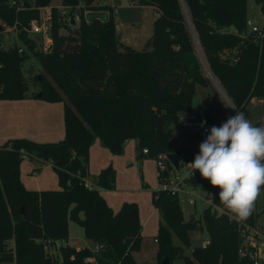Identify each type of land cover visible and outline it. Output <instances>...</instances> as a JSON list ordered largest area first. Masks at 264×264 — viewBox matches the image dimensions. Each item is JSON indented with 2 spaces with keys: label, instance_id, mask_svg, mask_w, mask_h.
I'll use <instances>...</instances> for the list:
<instances>
[{
  "label": "trees",
  "instance_id": "1",
  "mask_svg": "<svg viewBox=\"0 0 264 264\" xmlns=\"http://www.w3.org/2000/svg\"><path fill=\"white\" fill-rule=\"evenodd\" d=\"M49 1L0 0V99L31 96L63 102L65 136L49 143L13 138L0 145V264H92L89 258L96 264H143L134 256L142 242L138 205L123 202L113 212L97 189H114L115 170L110 165L102 168L93 187L84 186L90 145L99 139L109 152L119 155L124 142L134 140L139 163L177 151L169 144L173 125L190 112L197 86L213 88L201 60L239 111L252 99H263L264 24L256 33L249 30L247 0H128L152 6L157 13L146 48L137 50L119 41L114 10L104 0H62L61 6L76 10L80 20L70 31L74 24L61 21L51 7V46L44 52L20 27L37 19V10ZM254 1L264 17V0ZM98 11L106 18L85 20L84 12ZM14 21L21 53L15 42L2 47V23L10 26ZM28 51L45 72L33 77L37 90L29 93L19 67ZM22 157L50 163L59 189H24L18 172ZM167 166L172 168L169 162ZM185 184L199 187L209 203L199 219L186 221L178 195L151 193L161 220L152 264H161L166 257L170 264L176 257L184 264H244L237 253L243 241L239 225H259L264 208L257 213L256 201L251 215L237 221L228 210L217 213L215 207H224L220 188L198 170ZM68 221L78 224L84 238L102 248L93 251L66 244L57 256H49L47 244L68 241ZM197 226L206 231L209 243L204 248L194 246L191 256L183 255L171 235L189 246L188 232Z\"/></svg>",
  "mask_w": 264,
  "mask_h": 264
},
{
  "label": "rangeland",
  "instance_id": "2",
  "mask_svg": "<svg viewBox=\"0 0 264 264\" xmlns=\"http://www.w3.org/2000/svg\"><path fill=\"white\" fill-rule=\"evenodd\" d=\"M62 0H50L47 9H39L37 10L38 19L43 16H50L51 19V7L56 8V12L61 21H64L66 24L70 25L71 18L77 15L76 10H68L65 7L61 6ZM109 5H112L115 11V29L117 30L118 38L120 42H125L129 47L136 48L137 50H141L146 48L147 41L152 33V23L153 20L157 17V13L152 6H140L136 3H130L128 0H104ZM246 9H247V20L250 21L254 26L263 27L264 17L261 13V9H259V5L254 0L246 1ZM32 20V19H31ZM77 25V22L74 23L73 26H70V31L74 29ZM3 30L2 34V47L3 49L10 47V45L15 42L18 47L23 50V47L20 45L17 37V32L10 29V26H5L2 23ZM27 29V27H25ZM66 33L65 30H63ZM35 47H39L36 38H31ZM39 41V40H38ZM39 49V48H38ZM26 57L20 63V71L22 73L23 79L26 84H28L27 93L29 91H36L37 84L34 83V76H44L45 72L42 67H39L35 57L31 54V52H26ZM201 58V56H200ZM202 59V58H201ZM203 63V72L210 77L209 71L207 68V64L204 60H201ZM212 80L213 91L210 87H202L197 86L196 93L201 97L202 102L205 100L207 104L205 110L208 112L207 114L212 115V117L216 120L217 123L221 122L223 119L230 117V113L228 111L227 103L223 99L228 101V97H225V94L221 92L218 84L215 80ZM213 92L215 95L219 96L220 99H214ZM246 114V118L251 123L257 122L264 126V102L257 101L254 104H250L246 107L245 110L242 111ZM203 129V125L201 123H197L196 125H188L181 126L178 123L173 125L172 134L169 140V144L176 148L177 150H183V164L181 165L180 172L185 174L189 169L186 167V162L191 159L190 156V148H199L201 143L196 133H201ZM124 158H128L130 155L129 147L125 148V152H123ZM135 158L133 159L134 162ZM132 163L126 162L124 164V169L126 172H120L121 180L123 182L124 190H118L119 194H125L127 199H131V201H135L138 205L139 215L143 218L148 216L153 209V204L151 203V192L154 190H158L159 179L157 168L155 164V159H142L141 163V173L133 169ZM139 163V162H138ZM140 164V163H139ZM133 167V168H132ZM141 188V190H140ZM187 190L189 187H185ZM114 190V189H112ZM203 195V194H202ZM181 213L183 220L188 221L191 219H199L200 215L204 208L207 207L208 203L205 202L201 198H195V205H188L185 202L186 196L181 193L178 195ZM264 208V191L261 192L260 197L256 202V212L260 213V211ZM150 216L146 220L144 226V232L142 234V242L140 249L137 253L134 254L135 260L137 263L139 262H148L155 263L156 262V249L157 242H154V237L157 231V221L156 215ZM143 220V219H142ZM264 223V218L260 217L258 223ZM72 225L79 231L80 239H72L74 243L80 244L81 246H86L90 242V240L85 239L82 233V228L76 224L71 222ZM263 231V230H262ZM264 233V232H263ZM188 237H190V245L184 246L181 244V241L176 235L173 233L171 235L172 243L174 245H178L182 247V254L186 256H191V249L194 246H200L201 241L203 239H207V233L203 228H199L197 226L195 229H191L188 232ZM83 239V241L81 240ZM93 248V247H91ZM96 264V263H93ZM173 264H184V261L180 257H176L173 261Z\"/></svg>",
  "mask_w": 264,
  "mask_h": 264
},
{
  "label": "crops",
  "instance_id": "3",
  "mask_svg": "<svg viewBox=\"0 0 264 264\" xmlns=\"http://www.w3.org/2000/svg\"><path fill=\"white\" fill-rule=\"evenodd\" d=\"M106 3V2H105ZM109 5V3H106ZM112 7V5H110ZM113 8V7H112ZM114 10V9H113ZM115 13V11H114ZM116 14V13H115ZM124 46H128L125 42H121ZM129 47V46H128ZM134 48V47H133ZM136 49V48H135ZM213 91V89H211ZM196 98L199 100V115H201L203 122L201 123L203 126L205 124L219 126L222 122H225L228 118L223 119L221 122L217 123L216 120L212 117V115L207 114L205 107L207 102L203 100L196 93ZM214 99H220L219 96L215 95L213 92ZM226 97V96H225ZM227 103V108L230 116L236 114V112L231 108L234 107L231 101L228 98V101L223 99ZM261 101L264 102L263 99H252L250 104H254V102ZM249 104V105H250ZM64 104L63 102H46L40 100L37 97H25L22 99H12V100H2L0 99V145L4 142L11 140L13 138H24L27 140H32L38 143H49V142H58L64 139V118H63ZM188 116L194 117L195 114L191 113V111L187 115L180 116V120L178 122L181 126L188 125H196V123H188L183 124L181 121ZM246 117V114H245ZM248 119V118H246ZM254 126H261L258 122L252 123ZM198 132L196 136H198ZM136 141L127 140L123 145V152H125V148L129 147L130 155L128 158H124V153L119 155H114L107 148H105L99 141V139H95L93 143L90 145L88 149V165L87 170L89 172L88 180L91 184H94L95 177L102 171V168L110 165L115 170V182H114V190L99 188L98 192L101 197L104 198L106 203L110 206L113 212H117L123 202H133L131 199H127L125 194H119L118 190H126L123 187V182L121 180L120 172H126L124 169V164L126 162L132 161V163H128L129 165H133V169L138 170L141 173V163H138L136 160V152L135 151ZM174 150H177L173 146L170 145ZM179 151V150H177ZM183 151V150H181ZM181 157L183 158L182 154ZM135 158L134 162L133 159ZM19 172V180L24 189L27 190H50V189H59L58 179L56 172L53 171L51 164L40 162L36 158H27L22 157L21 161L18 165ZM141 190V188H140ZM154 192V191H153ZM152 193V192H151ZM199 194H202L199 191ZM151 199V196H150ZM202 199V198H201ZM151 201V200H150ZM196 203V202H195ZM209 203V200H207ZM136 204V203H135ZM195 205V204H194ZM153 216L156 215L157 221V229L160 223V214L156 208L151 210L150 214ZM146 216L143 218L139 215V221H141V238L144 232V226L146 220L150 216ZM151 215V216H152ZM143 219V220H142ZM72 221H68V241L66 244L69 246H73L76 249L82 248L80 244L74 243L72 239H80L79 231L75 229V227L71 223ZM74 223V222H73ZM262 226V232H264V223H258ZM83 233V230H82ZM157 233V231H156ZM143 239V238H142ZM83 241V239H81ZM91 242V241H90ZM155 242V239H154ZM12 242H10L11 244ZM87 247H93L94 244L91 242ZM84 246V247H86ZM92 264L95 263L93 258L88 259ZM139 263H148V262H139Z\"/></svg>",
  "mask_w": 264,
  "mask_h": 264
},
{
  "label": "clouds",
  "instance_id": "4",
  "mask_svg": "<svg viewBox=\"0 0 264 264\" xmlns=\"http://www.w3.org/2000/svg\"><path fill=\"white\" fill-rule=\"evenodd\" d=\"M236 114L219 127L213 125L187 164L214 187L219 202L237 221L246 220L264 191V126H254L245 114Z\"/></svg>",
  "mask_w": 264,
  "mask_h": 264
},
{
  "label": "built area",
  "instance_id": "5",
  "mask_svg": "<svg viewBox=\"0 0 264 264\" xmlns=\"http://www.w3.org/2000/svg\"><path fill=\"white\" fill-rule=\"evenodd\" d=\"M39 9L44 10V9H47V7L39 8ZM84 13H85L84 18H85L87 12H84ZM71 19H73L74 23L75 22L78 23L80 20L79 14H77ZM17 25L18 23L14 21L12 25L10 26V29L15 31ZM246 25L247 27H249V30L252 33L258 32L261 28L256 25L254 26L248 20H247ZM26 27L27 29L21 26L20 29L23 30L27 34V37L37 39L39 49H42V51L44 52L50 50V46H51L50 16H45V17L43 16L42 18L38 20L32 19L27 23ZM17 50H18V53L22 52L20 47H18ZM211 127L212 125L210 124H205L203 126L201 133L198 134V137L201 142L206 138ZM189 150H190L191 159L185 163L186 167L189 168L185 174H182L180 172L181 168L177 170L170 163L169 164L172 168L171 169L168 168L167 166L168 160L165 154H158L154 158L156 168H157V173H158L157 175L159 179V186H160L158 190L170 196L179 195L183 193L186 196L185 202H187L188 205L195 204L194 197L202 198L205 202H207V200L203 197V195L199 194V191H200L199 187H191L185 184V179L189 178V176H192V170L187 164L193 162L194 157L199 153V148L192 147ZM142 151L143 153H147L145 149H143ZM180 163H183V158L181 159ZM84 186L88 188H92L93 184H91V182L88 179H85ZM185 187H189V189L187 190ZM215 209L218 214L225 213L227 210L224 207L223 208L215 207ZM239 229H240V234L243 238L242 243L237 249L239 259L241 260L244 259V264H261V262L264 261V233L262 232V226L261 225L249 226V225L240 224ZM208 243H209V238L203 239L201 241L200 246L204 248L208 245ZM65 245L66 243L64 241H54V243L51 242V244L50 243L47 244L46 249H47L49 256L55 257L58 254L59 248ZM100 248H102L101 245H94L93 251H98ZM143 264H149V263H143Z\"/></svg>",
  "mask_w": 264,
  "mask_h": 264
},
{
  "label": "water",
  "instance_id": "6",
  "mask_svg": "<svg viewBox=\"0 0 264 264\" xmlns=\"http://www.w3.org/2000/svg\"><path fill=\"white\" fill-rule=\"evenodd\" d=\"M105 19L106 18V14L103 12H87L85 19L87 21H93L95 19ZM70 23L73 25L74 21L73 19H71ZM200 54V53H199ZM201 56V55H200ZM209 71V70H208ZM210 77L212 78L210 72H209ZM213 79V78H212ZM219 86V85H218ZM220 88V87H219ZM221 90V89H220ZM221 92H223L221 90ZM224 93V92H223ZM226 96V95H225ZM191 113L195 114L196 116L194 117H190L188 116L187 118L182 119V123L183 124H188V123H202V117L201 115H199V100L198 98L194 97L192 100V104H191ZM166 158L168 160V162L177 170H179V163L182 159L181 155L177 152V151H173L169 154H166ZM23 213V207L22 205L19 206V214ZM161 264H170L169 259L166 257L163 259Z\"/></svg>",
  "mask_w": 264,
  "mask_h": 264
}]
</instances>
